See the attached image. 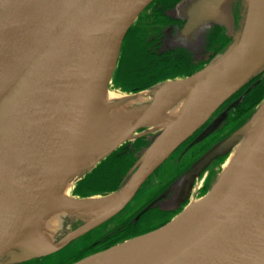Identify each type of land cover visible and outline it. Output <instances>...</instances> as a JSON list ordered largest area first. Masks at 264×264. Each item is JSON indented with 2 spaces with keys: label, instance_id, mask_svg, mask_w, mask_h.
<instances>
[{
  "label": "water",
  "instance_id": "obj_1",
  "mask_svg": "<svg viewBox=\"0 0 264 264\" xmlns=\"http://www.w3.org/2000/svg\"><path fill=\"white\" fill-rule=\"evenodd\" d=\"M152 1L0 0V264L57 253L119 215L226 100L264 71V0H190L183 33L220 23L229 30V43L186 77L119 90L130 96L152 90L159 99L79 172L125 37ZM182 86L193 91L181 113L162 129L149 130L155 109L165 102L162 94ZM242 100L216 116L187 150L208 140ZM255 127L242 163L227 168ZM141 137L148 144L118 188L91 195L70 191L72 202L93 207L94 216L55 243L39 238L37 224L67 203L60 199L66 186L74 188L118 147ZM217 159L220 170L212 176ZM203 174L207 192L167 223L70 264H264V98L185 173L183 200ZM94 197L106 199L88 201Z\"/></svg>",
  "mask_w": 264,
  "mask_h": 264
},
{
  "label": "flooded vegetation",
  "instance_id": "obj_2",
  "mask_svg": "<svg viewBox=\"0 0 264 264\" xmlns=\"http://www.w3.org/2000/svg\"><path fill=\"white\" fill-rule=\"evenodd\" d=\"M182 1H186L187 4L190 0H153L141 14L136 24L126 35L121 62L114 81L115 88L124 91H138L166 79L188 76L197 69L205 66L213 55L217 54L227 45L230 38L226 28L221 25H201L189 35L184 36L182 34V29L185 28L187 17L184 15V9L180 8L181 6L184 7L185 4ZM173 37L179 38L180 40L178 42L185 43L189 50L169 46L175 43ZM197 39L201 40L200 47L197 49L198 51H194L195 49H191V44L195 45L198 42ZM132 51L138 52L141 56L139 59L137 58L139 61L138 64L142 61L149 63V65L142 64L140 66L150 69V71L148 73L138 74L139 78L137 77V79L129 78V73L126 72L127 80L122 82L120 80V75L122 76L124 74L122 71L124 69L125 71L133 69L131 58L134 54ZM263 94L264 71L250 79L226 100L217 109L213 117L194 132V134L171 155V157H173L176 155L175 153H177L176 156H178L179 162L184 158H186V160L182 165L179 164L178 169L176 168L175 170V174L165 181V185L161 186L159 189H151L145 196L143 195V197L137 201L139 204H137V207L134 206L129 210L127 216L120 223L119 230L114 234L113 238L100 243L102 249L109 247L114 242L123 240L125 237L143 234L163 225L164 221L174 212L172 208L173 202L180 201L183 195V192H181V185L185 173L191 168L195 161L199 159L198 157H201L211 145L229 136L239 127L244 116L263 98ZM241 97H243V100L238 106L232 108L226 122H224L213 136L210 137V140H206L207 143L203 146L197 145L188 151L187 147L189 144L193 142L210 122ZM140 139L144 138L137 139L134 144L130 142L125 143L105 161V163H109V161H113V159L116 158L118 162L119 160L123 162L118 175L113 181V186L119 184L122 176L134 162L135 147L142 144L139 142ZM188 152L189 154L187 155ZM218 161L219 159H217L216 162ZM118 162L114 163V166L118 167ZM104 164H101L99 167ZM99 167H97L93 173H95ZM157 172L158 170L156 173ZM204 177L205 174L197 181L193 189L192 199L198 198L197 193L201 188ZM85 180L86 179L81 180L79 184L82 186ZM74 192L80 195L86 194V191L80 188L78 190V187L74 189Z\"/></svg>",
  "mask_w": 264,
  "mask_h": 264
},
{
  "label": "bare ground",
  "instance_id": "obj_3",
  "mask_svg": "<svg viewBox=\"0 0 264 264\" xmlns=\"http://www.w3.org/2000/svg\"><path fill=\"white\" fill-rule=\"evenodd\" d=\"M192 91V87L182 86L164 92L162 95L165 94V102L155 109L154 117L149 124L151 125L149 130L162 129L177 118L184 109ZM158 99L159 97L153 95L152 90L141 92L140 95L130 96L126 93L119 94L108 89L97 115L87 156L79 172L92 166L97 161L96 158L133 123L149 112ZM255 130L256 127L245 138L244 143L238 147L237 152L229 157L227 168L230 164L242 163L244 159L242 150ZM71 189L70 185L66 186L60 196V199L66 197L67 203L64 206L56 207L35 227V233L42 240L47 242L51 240V243H55L63 235L70 232L77 222L95 215L93 207H88L75 201L72 202L75 197L70 195ZM102 199L106 198L95 197L89 198L88 201H102ZM196 200L192 201V203Z\"/></svg>",
  "mask_w": 264,
  "mask_h": 264
},
{
  "label": "rangeland",
  "instance_id": "obj_4",
  "mask_svg": "<svg viewBox=\"0 0 264 264\" xmlns=\"http://www.w3.org/2000/svg\"><path fill=\"white\" fill-rule=\"evenodd\" d=\"M184 2V1H182ZM184 7L181 6L180 8L184 9L185 10V6L187 5L186 4V1L184 2ZM183 10V11H184ZM217 25H221L223 27H225V25L223 24H220V23H217L215 24V26ZM226 28V27H225ZM227 30V33L229 32V30L226 28ZM183 29H182V34L184 36H187V34H184L183 33ZM208 35V34H207ZM229 35V34H228ZM201 36V35H200ZM173 39L175 40L174 44H170L169 46H173V47H179V48H182V49H187L189 50L187 47V45L183 42H178L180 39L179 38H174ZM177 39V40H176ZM198 42L194 45V44H191V49L194 50V51H198L197 49L200 47V39H197ZM230 41V40H229ZM206 42V41H205ZM228 44V43H227ZM168 46V47H169ZM226 46V45H225ZM223 49V48H222ZM122 52H123V48H122ZM122 52H121V56L119 58V63L117 65V68H116V71H115V75H114V78H113V81L111 83L112 87L110 88V90L114 91V92H117L119 94H122L121 92H119V90H115L114 89V81H115V77H116V73H117V70L119 68V65H120V62H121V58H122ZM132 53L134 54L133 57L131 58L132 59V67L135 68V66L138 65L139 61L138 59L141 57L139 55L138 52H135V51H132ZM216 55V54H215ZM213 55V56H215ZM138 58V59H137ZM211 60V59H210ZM209 60V61H210ZM209 61L207 63H209ZM124 64V63H123ZM133 70V69H132ZM125 69L122 71V73H124L122 76L120 75V80L123 82V81H126V72L127 70L125 71ZM181 77H186V76H181ZM175 78H180L179 77H175ZM175 78H171V79H175ZM171 79H166V80H171ZM165 81V80H163ZM159 83V82H158ZM157 84V83H156ZM155 85V84H154ZM264 98V94L262 96ZM260 99L250 110L249 112H247V114L244 116L243 120L241 121L239 127L246 121V119L251 115V113L256 109V107L259 105V103L263 100ZM143 109V108H142ZM133 119V118H132ZM129 125V124H128ZM159 130V129H158ZM213 136V135H212ZM145 142L142 143L140 146H136L135 148V157H134V162L131 164V166L128 168V170L132 167V165L136 162L137 160V155H138V151L139 150H142L143 146L147 145L148 144V139L147 137H143ZM210 140V138L208 139ZM207 140V141H208ZM204 142L202 143L201 145L203 146L205 143ZM130 141H127L125 143H128ZM124 143V144H125ZM133 144L135 143L132 142ZM123 144V145H124ZM216 144V143H215ZM215 144L211 145V147L209 149L206 150V152H208ZM121 145V146H123ZM118 147L113 153H115L117 150H119ZM205 152V153H206ZM113 153H111L107 158H105L104 160H102L96 167H99L101 164H104L105 161L111 157V155H113ZM204 153V154H205ZM177 155V153H175ZM203 154V155H204ZM174 155L173 157H171L170 159H168L162 166L161 168L158 170L157 173L153 174L151 176V178L149 179V181L143 186V188L139 191L138 195L134 198V200L128 205L127 208H125L119 215H117L116 217H114L113 219H111L110 221H108L107 223L101 225L100 227H98L97 229L91 231L90 233L86 234L85 236L81 237L80 239L76 240L75 242L71 243L69 246H67L66 248L62 249L61 251L57 252V253H54L52 255H49V256H45V257H41V258H34V259H30V260H27V261H24V262H21V263H17V264H70V263H73L77 260H80L82 258H84L85 256L89 255V254H92V253H95L97 251H100L103 250L102 249V245L100 246V243H103L109 239H112L114 234H116L119 230V227H120V223L123 221V219L127 216L129 210L131 208H133L134 206L137 207V201H139L143 195L145 196L148 191H150L151 189H159L161 186L165 185V181H167L168 179H170L172 177V175L175 174V170L176 168L178 169L179 167V164L182 165L184 163V161L186 160V158L182 159L180 162L178 160V156ZM202 155V156H203ZM182 156V155H181ZM201 156V157H202ZM200 156L198 157L199 159L201 158ZM198 160V159H197ZM196 160V161H197ZM195 161V162H196ZM220 163L216 162L213 164L212 166V169L210 168L211 171H215V173H212V176H215L217 173H219L218 171L220 170V166H219ZM192 167V166H191ZM217 168H219L217 170ZM94 169V170H95ZM208 169V168H207ZM93 170V171H94ZM128 170L126 171V173L128 172ZM90 172L88 173L82 180L86 179L84 181V185L81 186L79 183L80 181L76 184V186L73 189L78 187V190L79 188H81V190H84L86 191V194L85 195H91V194H96V193H102V192H109V191H113L115 190L116 188L119 187L121 181L123 180L124 176L126 175V173L122 176L121 178V181L119 182V184L117 186H113V182H110L109 184H96V183H93L94 182V176L97 174L96 172L93 173ZM88 178V179H87ZM160 179V180H159ZM159 180V182H158ZM83 187V188H82ZM71 189V190H72ZM209 189V182L207 184H204V186L201 188V190L197 193V197H201L203 196L207 190ZM71 196H73L71 193H70ZM192 195L190 196H185L183 200L181 198L180 201L178 202H173V214L169 216V218L167 220L164 221L163 225L165 223H167L173 216H175L178 212H180L187 203H190L192 201ZM95 198V197H94ZM195 199H193L194 201ZM178 203V204H177ZM142 206V205H141ZM139 206V207H141ZM162 226V225H161ZM149 232V231H148ZM144 234V233H143ZM141 235V234H139ZM133 236H137V235H133ZM133 236H128V237H125L123 240L127 239V238H130V237H133ZM53 239V238H52ZM123 240H120V241H117V242H114L112 243L110 246L114 245V244H117L118 242H121ZM51 242V240H50ZM109 246V247H110ZM104 248V247H103ZM108 248V247H107ZM106 249V248H105Z\"/></svg>",
  "mask_w": 264,
  "mask_h": 264
},
{
  "label": "trees",
  "instance_id": "obj_5",
  "mask_svg": "<svg viewBox=\"0 0 264 264\" xmlns=\"http://www.w3.org/2000/svg\"><path fill=\"white\" fill-rule=\"evenodd\" d=\"M142 64L143 65H149V63H147L145 61L140 62V64L135 66V68H133V70H127V73H129V75L127 74L128 77L132 78V79H137V77L139 78L138 74L148 73L150 71V69H146L143 66H140ZM158 68H159V66H158ZM139 142L144 143L145 140L140 139ZM117 162H118V160H116V158H115V159H113V161H109V163H105L103 166L99 167L98 170L96 171L97 174L93 177L94 178L93 183L104 185V184H109L110 182H113L115 180V177L118 175V173L122 167L121 165H123V162L121 160H119L118 167L114 166V163H117ZM84 184L85 183H83L82 186Z\"/></svg>",
  "mask_w": 264,
  "mask_h": 264
}]
</instances>
